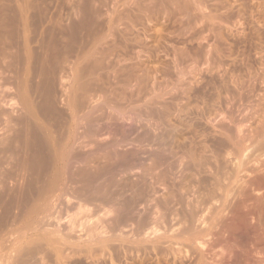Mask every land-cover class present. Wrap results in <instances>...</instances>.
Wrapping results in <instances>:
<instances>
[{
  "label": "rangeland",
  "instance_id": "1",
  "mask_svg": "<svg viewBox=\"0 0 264 264\" xmlns=\"http://www.w3.org/2000/svg\"><path fill=\"white\" fill-rule=\"evenodd\" d=\"M228 1L0 0V264H264V0Z\"/></svg>",
  "mask_w": 264,
  "mask_h": 264
},
{
  "label": "bare ground",
  "instance_id": "2",
  "mask_svg": "<svg viewBox=\"0 0 264 264\" xmlns=\"http://www.w3.org/2000/svg\"><path fill=\"white\" fill-rule=\"evenodd\" d=\"M227 1H228V0H227ZM244 1H245V0H244ZM257 1H258V0H257ZM223 2H224V1H223ZM228 2H229V1H228ZM237 2H238V1H237ZM239 3H240V1H239ZM239 3H238V4H239ZM251 3H252V2H251ZM262 3H263V1H262ZM229 4H230V3H229ZM248 4H249V3H248ZM258 4H259V6H260L261 3H258ZM258 4H257V5H258ZM224 5H225V4H224ZM244 5H246V4H244ZM210 6H211V5H210ZM235 6H236V5H235ZM252 6H253V5H252ZM230 7H231V6H230ZM243 7H244V6H243ZM261 7H262V6H261ZM238 8H239V7H238ZM247 8H248V7H247ZM247 8H245V9H247ZM259 8H260V7H259ZM230 9H231V8H230ZM242 9H243V8H242ZM245 9H244V10H245ZM252 10H253V9H252ZM258 10H259V9H258ZM262 10H263V9H262ZM259 11H260V10H259ZM236 12H239V11H236ZM236 12H235V13H236ZM253 12H254V11H253ZM250 13H251V12H250ZM250 13H249V14H250ZM263 13H264V11H263ZM239 14H241V13L239 12ZM247 14H248V13H247ZM253 14H254V13H253ZM253 14H252V15H253ZM257 14H258V13H257ZM261 14H262V11H261ZM236 15H237V14H236ZM258 15H259V14H258ZM233 16H234V15H233ZM247 16H248V15H247ZM260 16H261V15H260ZM263 16H264V15H263ZM234 17H236V16H234ZM220 18H221V17H220ZM230 18H231V17H230ZM230 18H229V19H230ZM232 18H233V17H232ZM236 18H237V17H236ZM253 18H254V17H253ZM262 18H263V17H262ZM209 19H210V18H209ZM224 19H226V18H224ZM234 19H235V18H234ZM241 19H243V18H241ZM241 19H240V21H242ZM238 20H239V19H238ZM238 20H236V22H237ZM244 20H245V19H244ZM250 20H252V19H250ZM231 21H232V20H231ZM245 21H246V20H245ZM245 21H244V22H245ZM254 21H255V20H254ZM238 22H239V21H238ZM238 22H237V23H238ZM248 22H249V21H248ZM237 23H236V24H237ZM261 23H262V22H261ZM243 24H244V23H243ZM234 25H235V24H234ZM207 26H208V25H207ZM235 26H237V25H235ZM240 26H241V25H240ZM243 26H244V25H242V27H243ZM246 26H247V25H246ZM238 29H239V28H238ZM238 29H237V30H238ZM238 31H239V30H238ZM242 31H243V30H242ZM241 35H242V34H241ZM242 36H243V35H242ZM263 56H264V55H263ZM262 66H263V65H262ZM258 74H259V73H258ZM261 76H262V75H261ZM256 77H257V76H256ZM261 78H262V77H261ZM260 81H261V80H260ZM261 83H262V82H261ZM252 87H253V86H252ZM256 102H257V101H256ZM257 104H258V102H257ZM254 105H255V104H254ZM258 105H259V104H258ZM252 106H253V105H252ZM250 107H251V106H250ZM252 109H253V108H251V110H252ZM257 109H258V108H257ZM262 110H263V109H262ZM253 111H254V110H253ZM263 111H264V110H263ZM256 112H257V111H256ZM249 113H250V112H249ZM249 113H248V114H249ZM258 113L260 114V112H258ZM261 113H262V112H261ZM253 114H254V112H253ZM250 115H251V114H250ZM256 115H257V114H256ZM260 115H261V114H260ZM262 115H263V114H262ZM252 116H253V115H252ZM245 117H246V116H245ZM250 117H251V116H250ZM247 119H248V118H247ZM240 120H241V119H240ZM260 120H261V119H260ZM260 120H259V121H260ZM236 123H237V122H236ZM246 123H247V122H246ZM260 123H261V122H260ZM258 125H259V124H258ZM237 126H238V125H237ZM247 126H248V125H247ZM262 126H263V125H262ZM239 127H241V126H239ZM252 128H253V127H252ZM259 128H260V127H259ZM263 128H264V127H263ZM249 129H250V128H249ZM255 129H256V128H255ZM237 130H238V129H237ZM258 130H259V129H258ZM238 131H239V130H238ZM240 131H241V129H240ZM243 131H244V130H243ZM246 131H247V130H246ZM248 132H249V131H248ZM240 133H241V132H240ZM245 133H246V132H245ZM248 134H249V133H248ZM256 134H257V133H256ZM262 134H263V133H262ZM262 134H261V135H262ZM245 135H246V134H245ZM253 135H254V134H253ZM255 137H256V136H255ZM253 138H254V137H253ZM256 138H257V137H256ZM260 138H261V137H260ZM251 139H252V137H251ZM245 140H246V139H245ZM249 140H250V139H249ZM240 141H241V140H240ZM246 141H247V140H246ZM242 142H243V141H242ZM244 142H245V141H244ZM251 142H252V141H251ZM262 143H263V142H262ZM242 144H243V143H242ZM246 145H247V144H246ZM253 145H254V144H253ZM242 146H243V145H242ZM255 146H257V145H255ZM262 146H263V145H262ZM243 147H244V146H243ZM248 147H249V146H248ZM249 148H251V145H250ZM256 148H257V147H256ZM261 148H262V147H261ZM244 150H246L245 147H244ZM251 150H252V149H251ZM262 150H263V149H262ZM240 151H243V150L240 149ZM256 151H257V150H256ZM245 152H246V151H245ZM247 152H248V151H247ZM252 152H253V151H252ZM258 152H259V150H258ZM240 154H241V153H240ZM249 154H250V153H249ZM255 155H256V154H255ZM255 155H254V156H255ZM237 156H239V155L237 154ZM247 156H248V155H247ZM243 157H244V156H243ZM251 157H252V156H251ZM241 159H242V157H241ZM252 159H253V158H252ZM239 161H240V160H239ZM254 162H255V161H254ZM262 162H263V161H262ZM263 163H264V162H263ZM252 164H254V163H252ZM256 164H257V163H256ZM259 164H260V163H259ZM239 166L241 167V163H240V162H239ZM251 166H252V165H251ZM258 166H259V165H258ZM245 168H246V167H245ZM249 168H250V167H249ZM249 168H248V169H249ZM243 169H244V168H243ZM250 169H251V168H250ZM241 170H242V169H241ZM241 170L239 169L238 172L240 173ZM251 170H252V169H251ZM261 170H262V169H261ZM239 173H238V174H239ZM263 173H264V172H263ZM241 174H242V173H241ZM241 174H240V175H241ZM243 174H244V173H243ZM263 175H264V174H263ZM241 176H242V175H241ZM237 178H238V177H237ZM236 182H237V181H236ZM242 182H243V181H242ZM242 182H241V184H242ZM262 182H263V181H262ZM243 183H244V182H243ZM249 183H250V182H249ZM252 183H253V182H252ZM260 183H261V182H260ZM241 184H239V188H240V185H241ZM243 185H244V184H243ZM248 185H249V184H248ZM248 185H247V187H248ZM251 185H252V184H251ZM243 187H244V186H243ZM250 188H251V187H250ZM240 189H241V188H240ZM238 190H239V189H238ZM240 193H241V192H240ZM241 194H242V193H241ZM247 197H248V196H247ZM251 199H252V198H251ZM255 199H256V198H255ZM245 200H246V198H245ZM253 201H254V199H253ZM253 201H252V202H253ZM241 202H242V201H241ZM256 205H257V204H256ZM256 205H255V206H256ZM253 206H254V205H253ZM253 208H254V207H253ZM259 209H260V208H259ZM261 209H262V208H261ZM263 219H264V218H263ZM263 222H264V221H263ZM252 226H253V225H252ZM260 226H261V225H260ZM238 228H239V227H238ZM259 228H260V227H259ZM247 229H248V228H247ZM255 229H256V228H255ZM259 230H260V229H259ZM261 231H262V230H261ZM253 232H254V231H253ZM253 234H254V233H253ZM256 235H257V234H256ZM261 235H262V234H261ZM263 235H264V234H263ZM254 236H255V235H254ZM254 239H255V238H254ZM259 239H260V238H259ZM262 239H263V238H262ZM257 240H258V239H257ZM257 240H256V241H257ZM260 240H261V239H260ZM263 244H264V243H263ZM257 246H258V245H257ZM259 246H260V245H259ZM258 248H259V247H258ZM262 249H264V248H262ZM255 252H256V251H255ZM240 258H242V257H240ZM255 258H256V257H255ZM252 259H253V258H252ZM255 260H256V259H255ZM257 262H258V261H257Z\"/></svg>",
  "mask_w": 264,
  "mask_h": 264
}]
</instances>
